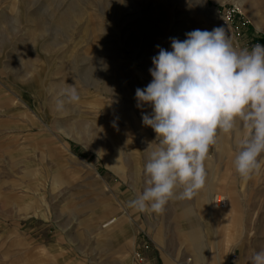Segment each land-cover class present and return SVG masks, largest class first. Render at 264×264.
I'll list each match as a JSON object with an SVG mask.
<instances>
[{
  "label": "rangeland",
  "instance_id": "374dc122",
  "mask_svg": "<svg viewBox=\"0 0 264 264\" xmlns=\"http://www.w3.org/2000/svg\"><path fill=\"white\" fill-rule=\"evenodd\" d=\"M215 27L240 49L264 44V0H0V264H251L264 250V163L236 172L239 121L191 199L178 186L161 213L128 206L156 139L135 90L157 45ZM218 194L227 221L208 209Z\"/></svg>",
  "mask_w": 264,
  "mask_h": 264
},
{
  "label": "clouds",
  "instance_id": "9594fccd",
  "mask_svg": "<svg viewBox=\"0 0 264 264\" xmlns=\"http://www.w3.org/2000/svg\"><path fill=\"white\" fill-rule=\"evenodd\" d=\"M171 39V51L159 45L149 69L151 82L135 90L138 107L151 114L142 123L156 133L155 147L144 165L145 187L128 206L161 213L178 186L180 199H191L205 185V161L218 133L249 129L235 155L236 172L245 180L258 173L264 159V44L240 49L224 27L195 29L183 41ZM69 103L79 101L74 87L62 91ZM62 109L64 99L57 100ZM147 147V148H148ZM251 264H264V250Z\"/></svg>",
  "mask_w": 264,
  "mask_h": 264
},
{
  "label": "bare ground",
  "instance_id": "6f19581e",
  "mask_svg": "<svg viewBox=\"0 0 264 264\" xmlns=\"http://www.w3.org/2000/svg\"><path fill=\"white\" fill-rule=\"evenodd\" d=\"M223 199V204L219 205L218 203H216V206H212L211 204L208 205V209H210V212L213 216H218V217H222V219L224 221H227V217L230 215V213L232 212V206L230 205V202L227 198V196H223V195H216L215 199ZM115 218H108L103 222L102 227L104 228L102 230V234H105L106 232H108V230H110V228L113 227V225L117 224ZM113 222H115V224H113ZM196 261H198V258H195ZM184 264H189V263H184Z\"/></svg>",
  "mask_w": 264,
  "mask_h": 264
},
{
  "label": "built area",
  "instance_id": "2783aa9c",
  "mask_svg": "<svg viewBox=\"0 0 264 264\" xmlns=\"http://www.w3.org/2000/svg\"><path fill=\"white\" fill-rule=\"evenodd\" d=\"M230 16V14L229 13H227V17H229ZM215 201L219 204V205H221V204H223V199H215Z\"/></svg>",
  "mask_w": 264,
  "mask_h": 264
}]
</instances>
